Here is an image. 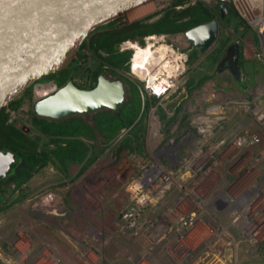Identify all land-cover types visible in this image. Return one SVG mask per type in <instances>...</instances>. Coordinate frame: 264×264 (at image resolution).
<instances>
[{
    "label": "rangeland",
    "instance_id": "rangeland-1",
    "mask_svg": "<svg viewBox=\"0 0 264 264\" xmlns=\"http://www.w3.org/2000/svg\"><path fill=\"white\" fill-rule=\"evenodd\" d=\"M220 1L224 8L228 6L227 1ZM231 2L233 3L232 0ZM202 5L187 7L194 10L184 14V17H189L186 21H180L181 17L174 9L156 12L155 15L162 13L159 16L150 12L133 20L124 15L95 28L86 36L73 59L71 72L80 86H92L102 70L109 77L117 76L116 70L140 85L139 79L131 74L125 60L118 66L109 61L115 62L120 57H126L127 53L118 51L121 40L141 39L146 33L158 30L159 27L169 33L170 41L190 49L186 77L187 81L193 79V83L185 84L184 91L179 90L177 95L167 100L150 98L137 85L133 88V85L131 87L126 84V98L133 96L141 102V110L130 126L119 129L106 143L99 136L98 140L87 135L79 136L90 148L85 159L70 161L62 166L51 156L28 179L10 188L12 190L7 192V198L0 202V264H3V258L7 254L17 255L21 251L28 252L30 256L48 251L58 259V264H85L81 250L85 253L87 245L92 243L86 237L95 236L92 234L93 227L104 233H114L106 247L99 251L93 249L98 264H136L135 257L141 242L135 239L133 232L118 233L113 226L119 208L131 201L130 190L135 188L133 181L142 166L163 164L176 169L178 180L168 191L170 195L178 194L182 186H187L184 185L187 182L185 179L194 175L190 166L182 163L188 164L192 160L198 162V174L211 169L206 177V180H212V183L209 182L211 185L205 187L208 189L205 191L207 197L211 196L213 187L227 189L230 186L231 189L236 186L237 189H242L257 183L256 180L260 179L259 172L254 180L257 170L260 168L259 171L264 174V134L258 128H254L256 133L248 136V148L242 147L237 152L239 154H233L234 160L241 164L246 160V164L237 166L233 161H226L224 156L230 153V148H238L233 145V137L247 135L251 124L249 121L254 118L252 109L256 103L261 100L264 106V92L259 95L260 88L264 85V58L257 30L236 8L239 14L231 13L225 21L219 19L220 29L215 42L202 52L193 42L188 44L186 29L169 31L168 28L173 25H167L168 20L174 18L178 23L188 22L190 27L194 21L193 14L203 13L206 5ZM169 13L171 16L166 18ZM184 17L182 20H185ZM234 42H239L244 51L240 68L241 84L235 81L231 69L218 65L226 47ZM104 65H109L110 68H105ZM47 76L35 80L27 86L20 98L8 102L0 109V146L13 144L11 137L15 129H10L12 124L21 128L22 125L32 123L37 115L33 107L36 83L48 81ZM246 102L250 105L247 106ZM216 105L220 106L218 114L211 109ZM155 129H159L161 134L156 138L153 137ZM33 136L34 145L27 143L21 147L32 152L45 147L49 150L53 148L51 137ZM199 147L200 150L209 149V153L199 155ZM244 152L246 154L242 159ZM92 157L94 159L88 163V159ZM216 158H222L219 165H216ZM251 163L258 164L250 166ZM117 176L122 177L116 178ZM45 202H50L51 207L43 212L39 207L46 208ZM246 202L250 204L251 200ZM263 202L264 199L252 204L255 208H262ZM36 203H39V207L34 206ZM206 213L209 215L207 219L217 220L221 226L228 225V229L232 228L237 238L242 237L238 250L234 252V262L264 264V235L255 243L259 247H255L239 229L232 225L230 227L231 218L224 211L215 215L211 205ZM79 238H82L81 242ZM24 244L27 246H22ZM18 246L24 249L20 250ZM228 261H220V264H228ZM216 262L218 263V259Z\"/></svg>",
    "mask_w": 264,
    "mask_h": 264
},
{
    "label": "built area",
    "instance_id": "built-area-1",
    "mask_svg": "<svg viewBox=\"0 0 264 264\" xmlns=\"http://www.w3.org/2000/svg\"><path fill=\"white\" fill-rule=\"evenodd\" d=\"M232 1L235 10L239 9L241 15L256 27L264 58V0H258L261 3V8L256 6L253 0ZM200 2L207 3L213 9L216 1L158 0L155 9L151 13L154 16H159L162 13L155 15L156 12H165L171 9L180 12ZM259 15L262 19L257 21L256 18ZM184 18L187 19L188 16ZM131 42L142 47L151 44L155 51L152 62L148 63L150 70L146 69L144 77H140L134 72L136 45L134 46ZM163 44L167 46L164 58H162L160 51H156ZM118 50L119 52L129 51L132 53L128 62L130 70L137 79L139 78L143 94L150 98L167 100L177 95L179 90L184 91L186 89L185 84H189V79L187 81V63L190 49L176 45L173 40L170 41L169 33L153 32L141 39L127 38L119 43ZM41 84L44 83L38 82L36 86ZM263 92L264 85L260 88L259 95ZM245 104L250 105L248 102ZM252 116L254 118L249 121L251 124L247 135L233 137L235 143H232L238 147L234 149L236 152L230 148V153L224 155L226 161H233L237 163V166H240L241 163L234 160L233 154H239L237 152L242 147L248 148L247 144L249 143H246V140L250 139H248V136L251 137L256 133L254 128H258L259 132L264 134V106H262L261 100L252 109ZM160 135V130L155 129L153 137L156 138ZM253 149H256V147L252 148L251 151ZM201 153L205 156L209 153V149H202L198 152L199 155ZM245 154L246 152L241 156L242 159ZM224 156L222 155V158ZM246 156H248V152ZM206 158L207 156L203 157L200 162H203ZM221 159L216 158V165H219L218 162ZM243 161L245 163L242 162V164L247 163L246 160ZM182 163L184 166H190L191 170L194 171V175L185 179L187 182L184 185L187 186H182V189L176 195L168 194V191L178 180L176 178L178 172L175 168H168L163 164L142 166L133 181L135 183L133 187L135 188L130 190L131 201L128 205L119 208V214L114 219L113 228L118 233L133 232L135 239L141 242L135 257L136 264H220V261L227 262L228 259V264H237L234 262L233 257L235 250H238L242 237L237 238L232 232V228L231 231L228 229V225L221 226L217 220L207 219L209 215L206 210L212 205L213 214L217 215L218 212L224 211L225 215L231 218L230 227L232 225L239 229L251 245L257 247L258 244L255 243H258L264 235V202L261 204L262 208H255L252 203L264 199V174L259 171V168L254 178L256 180L260 174V179L256 180V184L248 185L242 189H237L236 186L231 189L230 186L227 189L213 187L211 196L207 197L205 191L208 189H205V187L210 186L212 180H210L211 183H208L206 177L211 169H206L207 171L198 174V170H200V167L196 166L198 162L195 163L192 160L188 164ZM256 164L258 163H251L250 166ZM259 166L261 165L259 164ZM120 177L122 176L116 178ZM248 199L251 200L250 204L246 202ZM45 203L46 208L44 206L39 207V203L34 206L39 207L44 212L45 209L51 207L50 202ZM92 234L95 236L92 238L90 236L86 237L92 243L87 245L85 253L81 250L85 264H98L97 261L91 260L90 252H94L93 249L99 251L100 248L106 247L113 238L114 233L112 231L104 233L93 227ZM81 241L82 239L79 238V242ZM83 244L86 243L83 242ZM19 248L20 250L24 249ZM217 259L218 263L216 262ZM3 264H58V259L48 251H42L32 256L28 252L21 251L17 255L13 253L4 256Z\"/></svg>",
    "mask_w": 264,
    "mask_h": 264
},
{
    "label": "water",
    "instance_id": "water-1",
    "mask_svg": "<svg viewBox=\"0 0 264 264\" xmlns=\"http://www.w3.org/2000/svg\"><path fill=\"white\" fill-rule=\"evenodd\" d=\"M144 1L0 0V109L20 98L35 80L68 67L91 31L126 15L128 9ZM227 1L233 6L231 0ZM217 35L216 19L186 30L187 38L202 52ZM226 61L238 81V44L230 46L222 63ZM125 101V81L111 80L101 73L91 89L68 79L55 92L35 102L34 110L42 117L63 119L102 109L119 111Z\"/></svg>",
    "mask_w": 264,
    "mask_h": 264
},
{
    "label": "trees",
    "instance_id": "trees-1",
    "mask_svg": "<svg viewBox=\"0 0 264 264\" xmlns=\"http://www.w3.org/2000/svg\"><path fill=\"white\" fill-rule=\"evenodd\" d=\"M191 8L184 9L176 14H179L180 21H183L184 14H188L189 12L193 11ZM207 10V9H206ZM175 11V10H173ZM236 13L234 7H230L228 12ZM176 12V11H175ZM182 12V13H181ZM207 12H209L207 10ZM205 15V12L202 13ZM200 12L193 14V24L189 27L187 24L188 22H177L176 19L172 18L169 19L167 25H173V27L168 28L169 31L172 30H188L206 20H209L211 16L207 14V16H202ZM166 18L170 17L171 14H167ZM165 21V20H164ZM163 21V22H164ZM153 32H167L162 30L161 27L159 29L151 30L146 34L153 33ZM145 34V35H146ZM130 53H127L125 58H118L115 62L109 61L112 65L118 66L120 65L123 60L127 61L129 58ZM72 61L68 67L62 69L58 72L52 73L47 77L49 79H56L60 85L64 84L67 78L70 76L73 64ZM191 83V81H190ZM135 86L133 85V88ZM141 110V102L137 98H131L127 101L118 112H115L110 109L106 110H98L93 114V121L94 125L90 122L84 120L81 116H73L64 120H50L47 118L39 117L35 115L33 121L39 129L46 133L52 135H87L89 137H95L96 135L99 136V139L102 140L104 143L108 142L121 128H125L130 126L136 119L137 115ZM2 115L0 116V119ZM4 120V118H3ZM11 129V128H10ZM60 141H66V145L59 144L56 149H50L49 151L46 149L42 153H39L37 149L34 150L32 153H26L20 151V156L22 157L23 164L22 166H18L16 171H14L12 177H18L20 182L25 181L28 179L32 173L40 168L41 166L45 165L51 158V156L57 159L62 166H65L70 161H80L85 159L86 155L89 154L90 148L82 142L81 139H72V138H61ZM61 143V142H60ZM36 147V146H35ZM94 157L88 159V163H90ZM5 191L4 188H1Z\"/></svg>",
    "mask_w": 264,
    "mask_h": 264
},
{
    "label": "flooded vegetation",
    "instance_id": "flooded-vegetation-1",
    "mask_svg": "<svg viewBox=\"0 0 264 264\" xmlns=\"http://www.w3.org/2000/svg\"><path fill=\"white\" fill-rule=\"evenodd\" d=\"M225 1H227V0H225ZM221 1L220 0H216V2H215V6L213 7V9H212V7L211 6H209L207 3H205V2H200V3H198V4H196V5H202V6H204V5H206V7L204 8V12H205V15L207 16V14L209 15V16H211L212 14H214L215 13V15L213 16L212 15V17L209 19V20H206V21H204V22H202V23H205V22H209V21H211V20H213V19H216L217 20V22H218V33H219V29H220V24H219V19H221L222 21H225L226 20V17H228L231 13L233 14V12H228V10L230 9V7H234V6H232L231 4H229V2H228V6H226L225 8L221 5V3H220ZM233 4V3H232ZM209 11V12H207V10ZM236 14H239V12H237L236 11ZM189 18V17H188ZM187 18V19H188ZM187 19H185V20H183V21H186ZM166 33H168V32H166ZM150 34V33H149ZM147 35V34H146ZM145 36V35H144ZM143 36V37H144ZM142 37V38H143ZM125 39H127V38H125ZM186 39H187V41H188V44H192V42L187 38V36H186ZM124 40V39H123ZM122 41V40H121ZM194 43V42H193ZM233 44H238L239 45V65H240V68H241V63H242V61H243V48H242V46L239 44V42H234V43H230L227 47H226V49H225V53H224V56L219 60V62H218V65H219V67H228L229 69H231L228 65H229V61H226V63L224 64V63H222V60H223V58L226 56V54L228 53V50H229V48H230V46L231 45H233ZM118 46H119V44H118ZM119 51V50H118ZM201 51V50H200ZM223 51V50H222ZM221 51V52H222ZM120 53H130L129 51H126V52H120ZM131 56H132V53H130V55H129V58L127 59V61H125L126 62V65H127V67H128V69H129V71L131 72V70H130V67H129V64H128V62L130 61V58H131ZM104 67L105 68H110V66L109 65H104ZM231 71H233L232 69H231ZM101 73H104V75L107 77V78H109V79H111V80H115V79H122V80H124L125 81V85L127 84V85H129L130 84V86L132 87V85H137V87L139 88V90H141V83H140V85L138 84V83H133L131 80H130V78L128 77V76H126L125 74H122V73H120V72H116V70H115V73L116 74H118L117 76H115L114 75V77L113 76H111V77H109L107 74H106V72L104 71V70H102L101 72H99V74L97 75V77H96V79H95V81H94V84L92 85V86H90V87H83V86H80L79 84H77L76 82V84L79 86V87H82V88H86V89H91V88H94L96 85H97V83H98V80H99V76L101 75ZM241 73V72H240ZM131 74L132 75H134L132 72H131ZM234 75V74H233ZM134 77H136L135 75H134ZM234 77H235V75H234ZM70 78H72V79H74L73 78V76H72V74H70V76L67 78V80H66V82L68 81V79H70ZM137 79V78H136ZM139 79V78H138ZM239 80H240V78H239ZM239 80L238 81H236V79H235V81L236 82H239ZM75 81V80H74ZM139 81V80H138ZM52 82H55L56 83V87L57 88H59L60 86H62V85H64V84H62V85H60L59 83H58V81L56 80V79H49L48 81H43L42 83H44V84H46V83H52ZM133 84H132V83ZM54 84V83H53ZM239 84H241L240 82H239ZM40 87L42 86L43 87V84H41V85H39ZM240 87L242 88V86L240 85ZM56 91V90H55ZM54 91V92H55ZM142 91V90H141ZM50 92V91H49ZM49 92H47L46 94H49ZM126 92H127V88H126ZM53 93V92H52ZM46 94H44V95H46ZM127 94V93H126ZM40 98V97H39ZM131 98H133V96H129L128 98H126V101H125V103L127 102V101H129ZM124 103V104H125ZM35 104V103H34ZM123 104V105H124ZM123 105H121V107L123 106ZM34 107V106H33ZM120 107V108H121ZM102 110H106V109H102ZM111 110V109H110ZM98 111V110H97ZM96 112V111H95ZM115 112H118V111H115ZM92 114V113H91ZM91 114H89V115H73V116H81L84 120H86V121H88V122H90L92 125H94V121H93V117L91 116ZM38 115V114H37ZM73 116H69V117H66V118H63V119H51V118H47V117H43V118H47V119H50V120H64V119H67V118H70V117H73ZM85 116H87V118H89V119H87ZM39 117H42V116H39ZM10 125V124H9ZM14 128H13V127ZM12 126H10V128L11 129H15V131L13 132L14 133V135H12V137H11V141H12V145H10V146H0V202H2V200H5L6 198H7V192L8 191H11L12 189H10V188H12V187H15V186H17V184L20 182V179H18V177H15V178H13L12 177V175H13V173H14V171H16V168L18 167V166H22V164H23V159H22V157L20 156V151H22V152H26V153H32L31 151H29L28 149H26V148H23V147H21L22 145H24V144H27V143H30L31 145L33 144V139H35V137L33 136V134L36 136H38L39 138L41 137V136H44V137H51L52 139H53V149H56L57 147H58V145L59 144H62V145H66L67 143H66V141H60V139L61 138H72V139H80L79 138V136H81V135H64V134H59V135H52V134H46V133H44V132H42L40 129H39V127L37 128L36 127V125H35V123H34V121H33V119H32V123L30 124V125H28V126H21V128L20 127H18L17 125H14V124H12ZM33 128H35V130H37L36 132H35V130H33ZM31 131H33V134L31 133ZM19 134V135H18ZM37 138V137H36ZM92 138H95L96 140H98V137H97V135L95 136V137H92ZM38 139V138H37ZM57 140H59V142L57 141ZM61 142V143H60ZM59 143V144H58ZM34 145V144H33ZM43 150H39L38 152L39 153H42L43 151H45L46 149L49 151V148L48 147H45V148H42ZM14 155V157L13 156H11V155ZM1 188H4L5 189V191H3ZM42 205V204H41Z\"/></svg>",
    "mask_w": 264,
    "mask_h": 264
},
{
    "label": "bare ground",
    "instance_id": "bare-ground-1",
    "mask_svg": "<svg viewBox=\"0 0 264 264\" xmlns=\"http://www.w3.org/2000/svg\"><path fill=\"white\" fill-rule=\"evenodd\" d=\"M157 1L158 0H146V1L142 2V3H140V4H137L134 7L128 9L125 12V14H126L125 16H127V18L129 20L140 18V17L152 12L155 9V7H156ZM253 1H254V4L256 6H259L261 8V3L258 2V0H253ZM260 19H262L261 15H259L256 18L257 21H259ZM131 43L134 46L136 45V51H135V57H134V67H133L134 68V72H136V74L139 75L140 77H144L146 75V69L150 70L148 63L152 62V58L155 56V51L151 47V44L148 45L147 47H142L139 44H136L134 42H131ZM165 50H167V46L164 45V44L159 46L156 49V51H160V54H161L162 58L165 57ZM57 89L58 88L56 87V83L55 82L43 84L42 88H40V86H37L36 90H35V102H37L38 100H40V99H42V98H44L46 96H49L52 92H54ZM47 91H50L49 94L42 95V94L46 93ZM211 109L214 110V111H217L216 114H218L220 112V106L219 105H216V106L212 107ZM202 118L204 119V117H202ZM240 165H242V164H240ZM207 182L209 183L210 180H207ZM25 245L26 244H24L22 246H25ZM90 256H92V258L90 257L91 260H93L94 262L97 261L94 258L96 256L94 252H90Z\"/></svg>",
    "mask_w": 264,
    "mask_h": 264
},
{
    "label": "crops",
    "instance_id": "crops-1",
    "mask_svg": "<svg viewBox=\"0 0 264 264\" xmlns=\"http://www.w3.org/2000/svg\"><path fill=\"white\" fill-rule=\"evenodd\" d=\"M190 81H191V83H190ZM192 83H193V79L189 80V85H190V84L192 85Z\"/></svg>",
    "mask_w": 264,
    "mask_h": 264
}]
</instances>
